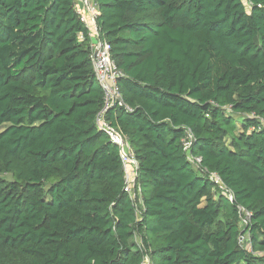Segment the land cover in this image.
<instances>
[{
    "label": "trees",
    "instance_id": "1",
    "mask_svg": "<svg viewBox=\"0 0 264 264\" xmlns=\"http://www.w3.org/2000/svg\"><path fill=\"white\" fill-rule=\"evenodd\" d=\"M96 2L133 109L107 121L139 161L137 199L96 125L74 0H0V264H264V0ZM185 128L233 202L188 161Z\"/></svg>",
    "mask_w": 264,
    "mask_h": 264
},
{
    "label": "built area",
    "instance_id": "2",
    "mask_svg": "<svg viewBox=\"0 0 264 264\" xmlns=\"http://www.w3.org/2000/svg\"><path fill=\"white\" fill-rule=\"evenodd\" d=\"M74 5L80 19L88 30L91 59L93 61L95 76L104 91L103 107L97 115L96 125L100 131L107 135L110 142L118 147L125 172L124 190L135 201L137 197L134 194V188L139 175V161L136 158L128 139L120 134V132L112 127L107 121L108 113L115 108L133 112V109L126 105L119 87V81L124 77V74L112 60L109 44L101 38L98 24L100 9L96 0H74ZM80 39L84 41L85 37L81 35ZM195 142L196 137L193 131L189 128H185V136L182 139L181 144L187 155L188 161L196 170L201 171L209 181L219 187L223 196L233 202V193L223 186L220 177L216 173H210L206 168H203L202 158L192 154ZM238 211L241 217L242 227L247 228L251 221L252 213L244 207H239ZM138 242L140 248H142L140 241ZM239 242L241 245L250 249L251 243L249 233L241 236ZM142 264H152L148 255L144 257Z\"/></svg>",
    "mask_w": 264,
    "mask_h": 264
},
{
    "label": "rangeland",
    "instance_id": "3",
    "mask_svg": "<svg viewBox=\"0 0 264 264\" xmlns=\"http://www.w3.org/2000/svg\"><path fill=\"white\" fill-rule=\"evenodd\" d=\"M245 119H246V117H244V116H239V117L235 118V120L237 121L238 127H239L238 131H240V132H242L244 129L243 123L245 122ZM227 141H228V144L230 145L231 144V137H229ZM9 179H11V177H9ZM220 195H223V194L220 192H217L216 196L219 197ZM138 241H140V240H138Z\"/></svg>",
    "mask_w": 264,
    "mask_h": 264
}]
</instances>
